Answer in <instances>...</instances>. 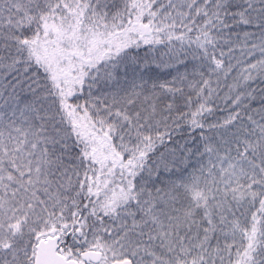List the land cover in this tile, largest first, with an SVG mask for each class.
Segmentation results:
<instances>
[{"label":"snow or ice","instance_id":"snow-or-ice-1","mask_svg":"<svg viewBox=\"0 0 264 264\" xmlns=\"http://www.w3.org/2000/svg\"><path fill=\"white\" fill-rule=\"evenodd\" d=\"M0 264H264V0H0Z\"/></svg>","mask_w":264,"mask_h":264}]
</instances>
